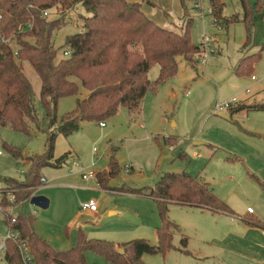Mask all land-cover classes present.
I'll return each instance as SVG.
<instances>
[{
	"label": "rangeland",
	"instance_id": "rangeland-1",
	"mask_svg": "<svg viewBox=\"0 0 264 264\" xmlns=\"http://www.w3.org/2000/svg\"><path fill=\"white\" fill-rule=\"evenodd\" d=\"M127 1L140 2L149 18L161 27L176 32H182L188 19H191L193 44L202 47L205 36L213 38L216 55L203 53L197 63H189L179 57L177 75L162 84L156 93L147 94L138 113L131 115L127 108L121 107L114 117L104 121V127L99 122L87 121L70 136H58L54 157L57 160L66 156V163L59 168L44 167L41 176L49 182L34 193L48 198L50 207L43 210L29 202L24 204L26 212H34L37 232L60 251L71 247L80 227L90 239H102L116 245L146 239L155 246L158 243L156 230L161 225L156 201L121 190L152 187L163 173L183 171L194 177L200 175L206 178L234 208L236 218H245L251 208L254 216L263 220L264 224V189L248 175L244 159L238 158L234 163L226 161L227 157L223 155L226 150L221 147L224 134L219 130L225 129L220 125L218 130L211 128L214 120H226L215 113L217 104L233 98L242 99L246 95L244 91L250 87L248 78H258L259 70H263L260 66H264V60L249 77L239 78L234 73L243 59L244 24L238 22L228 29L223 26L219 29L209 13L207 2L204 3L205 13L202 16L194 9L192 0ZM66 11L58 6L48 10L47 17H62L60 14ZM188 11L189 18L186 16ZM242 12L238 0L227 2V17L241 16ZM81 16H88L81 5L67 11L65 23L55 31L53 41L59 48L58 57H65L61 47H64L67 37L83 32ZM257 51L254 48L250 54ZM24 70L33 84L35 104L43 119L44 111L39 104L41 80L31 64L24 63ZM158 77L159 67L155 66L150 70L149 78L154 81ZM88 93L86 89H81L82 98ZM76 99L62 98L58 117L73 111ZM257 114L256 117L250 116L247 124L255 129H264V113ZM224 124L227 125V122ZM232 129L245 135L235 124ZM208 133L213 134L215 143L219 145L215 146L219 152L213 157L206 146L209 143L203 140ZM169 137L181 140V152L186 154V158L178 157L177 152L165 144ZM46 142L45 132L26 136L1 128L0 150L4 154L0 156V176L23 180L31 166L27 159H12L3 148V143L20 148L25 158H30L43 155L47 149ZM195 142L203 145H195ZM113 154L119 164V172L108 180L111 190L101 189L97 179L109 171ZM230 156L234 159L239 157L236 154ZM75 162L77 166H74ZM80 166L95 172L96 178L85 181L79 171ZM5 185L8 186L6 181ZM90 198L99 203L95 214L81 211V204ZM169 219L182 232L175 231L174 245L179 248L182 234H185L192 253L174 249L165 256L145 255L147 264H264V227L250 228L240 219L232 218H224L217 223L215 217L182 209L177 204L170 205ZM6 235L5 215L0 212V240ZM86 259L90 264H113L94 252H87Z\"/></svg>",
	"mask_w": 264,
	"mask_h": 264
},
{
	"label": "trees",
	"instance_id": "trees-1",
	"mask_svg": "<svg viewBox=\"0 0 264 264\" xmlns=\"http://www.w3.org/2000/svg\"><path fill=\"white\" fill-rule=\"evenodd\" d=\"M212 7L214 22L226 29L238 22L246 28V41L242 51L254 46L255 6L252 0H238L242 15L227 17L225 9L229 0H207ZM81 5L88 16H81L83 32L67 37L63 48L65 57H58L59 48L53 41L54 33L65 23L67 11ZM61 6L66 13L53 19L45 11ZM2 19L0 36L8 43L0 42V129L9 128L32 136L34 132H45L47 149L43 155L25 158L22 150L7 143L3 148L14 160H29L31 166L23 180L5 177L6 184L16 190V202L24 204L41 184L44 167L59 168L66 156L55 159L54 148L58 136L65 137L77 132L87 121L104 123L114 117L121 107L131 115L140 111L145 97L156 93L159 87L177 75L178 58L196 62L202 56L200 46L191 39L192 20L188 19L182 32L161 27L149 18L140 2L127 0H0ZM189 13V12H188ZM189 18V14H186ZM60 48V49H61ZM264 50V44L262 48ZM261 53L245 56L235 69L238 76L251 75L253 64ZM24 63H29L41 80L39 104L44 111L41 119L35 104L33 84L25 73ZM159 67V77L151 81L149 72ZM89 93L81 97V89ZM65 97H76L73 111L58 117L59 101ZM239 108L230 109V116ZM248 110H263L264 104L247 106ZM156 140H158L156 138ZM181 140L169 137L165 144L186 158L181 152ZM235 160H238L237 158ZM119 172L114 154L110 159L109 171L98 177L103 189L108 187L109 178ZM251 177L257 178L251 174ZM4 181V182H5ZM129 194L146 196L157 203L161 225L157 228V245L146 239L116 245L102 239H90L79 228L71 247L60 251L39 236L35 231V218L20 212L16 222L5 220V224L28 241L36 264H90L87 252L103 256L113 264H147L145 255L165 256L177 249L189 253L186 248L188 237L182 234L181 245L173 241L179 226L169 219L172 204L196 207L214 213L235 216V211L222 200L200 176L186 171L163 173L154 186L142 189L123 188ZM248 225L261 226L256 219L240 217ZM123 249L124 253H120ZM9 264H23L18 245L8 242Z\"/></svg>",
	"mask_w": 264,
	"mask_h": 264
},
{
	"label": "crops",
	"instance_id": "crops-1",
	"mask_svg": "<svg viewBox=\"0 0 264 264\" xmlns=\"http://www.w3.org/2000/svg\"><path fill=\"white\" fill-rule=\"evenodd\" d=\"M252 1H253L254 6H255L254 23H255V27H256L254 46L248 50L242 51V53H243V57L245 56L244 55L245 53H246V56L261 53L260 54L261 55L260 60L256 63V65L253 68L255 70L256 66L259 65V62H262L264 60V58H263L264 50L261 49L262 45L264 44V0H252ZM132 2H134V1H132ZM154 22H156V21H154ZM245 30H246V28H245ZM245 41H246V36H245V40H244L242 46L244 45ZM254 48H257L258 51L250 54V52ZM260 67L263 69V70H259L260 76L258 78H255V79H253L254 76L248 78L247 81H248L250 87L244 91L246 95L242 99H239V102L236 105H234L232 108V109H235V108L236 109L239 108V109L234 113V115L230 116V119L226 118L225 122L219 121L218 119L214 120L212 125H211V128L216 127L215 129H212V130H218L219 129L218 127L220 125L222 128L225 129V130H223V129H219V130L222 131L224 134L223 144L221 147H223L226 150L223 153L224 157H227L226 161L234 163L235 159L232 156H230V154L239 155V157H236V158L237 159L239 158L240 160L244 159V162L247 165V170H249L248 175L251 177V174H253L257 178V181H256V179H254L252 177L251 178L254 179L264 189V129H255L253 127H250L247 124V121L251 120L250 116L256 117L255 115H258L257 113H264V111L263 110H248V109H246L247 106L264 104V66H260ZM235 75H236V73H235ZM236 76L239 78L244 77V76H238V75H236ZM245 76L249 77V74L245 75ZM239 83H241V82H239ZM247 90H249V92H247ZM228 113H226V114H228ZM233 117H236L235 121L233 120ZM239 120H241V121H239ZM226 122H227V125L224 124ZM234 124L237 125V127L240 129V131L243 134L245 133V135H241L240 133L234 131L232 129V125H234ZM212 135H213L212 133H208V134L203 136V138H204L203 140L206 141L207 143H209L206 146H208V148L212 152L211 157H213L216 153L219 152V149L215 148V146H219V145L217 143H215V139H213ZM214 135H216V134H214ZM247 135H248V137H247ZM195 145H203V144L200 143V144H195ZM201 178L206 183H208L210 185V187L213 189V191L222 200L225 201L223 196L220 193H218V191L215 190L213 185L210 182H208L206 180V178H203V177H201ZM85 181H87V180H85ZM98 184H99V182H98ZM100 188L103 189L101 186H100ZM90 199H92V198H90ZM225 202L228 203L227 201H225ZM179 207H181L182 209H186V210L199 211L202 215H210L212 217H215V219L217 220V223L220 222L221 220H223L224 218L238 219L235 216H229V215L224 214V213H214V212L199 209L196 207H184V206H179ZM230 207L234 210V208L232 206H230ZM87 214H89V213H87ZM110 214L112 215L113 213L110 212ZM254 214H255V212L252 214L248 213L247 215H245L246 216L245 218H249L250 220L256 219L257 221H259L261 226L249 225V227L250 228H263L264 227V224L262 223L263 220L259 219L258 217H255ZM35 223H36V221H35ZM34 227H35L36 233L39 235L35 225H34ZM80 228L82 229V227H80ZM218 231H220V230H218ZM42 238L45 239L44 237H42ZM186 250L189 252L188 254L192 253L189 249V240H188V245H187Z\"/></svg>",
	"mask_w": 264,
	"mask_h": 264
},
{
	"label": "built area",
	"instance_id": "built-area-1",
	"mask_svg": "<svg viewBox=\"0 0 264 264\" xmlns=\"http://www.w3.org/2000/svg\"><path fill=\"white\" fill-rule=\"evenodd\" d=\"M193 2V7L194 9L197 10L198 13L202 14L204 16L205 9H204V3H210L207 0H192ZM209 13L212 14V7L210 5L209 7ZM45 16L48 15V10L45 11ZM2 19V11L0 9V21ZM215 26H218L220 29V26L217 25L214 22ZM0 42L1 43H8V40L5 39L4 37L0 36ZM214 42L215 39L210 38V37H204V40L202 42V51L203 53L207 55H216V50L214 49ZM67 56L68 53H65ZM255 79V77H253ZM249 92V90H247ZM239 102L237 98H233L232 100L226 101L222 104H217L215 113L217 114H222V113H227L231 108H233L234 105H236ZM101 126L104 127L105 124L101 123ZM3 151L0 150V156H3ZM74 166H77V163H74ZM79 171L82 174V177L84 180H90L93 178H96L97 174L91 170H87L83 167H79ZM5 177L0 176V212H3L5 215V220H11V223L16 222V217L20 212H24L25 214H30L34 215L30 212H26L24 210V207L21 204H18L16 202V190L10 188L9 186L5 185ZM4 180V181H3ZM49 181L45 177H41V184L35 189V192L38 191L39 189L44 188L46 184ZM36 196V194H33L32 197L28 200V202H31V199ZM99 203L95 199H90L87 202H84L81 204V211L84 213H97L99 210L98 207ZM5 208V210H4ZM248 213H253L252 209H248ZM240 219V218H238ZM9 241H14L18 245V250L19 254L21 257V260L23 264H36L34 257L32 256L30 249H29V244L28 241L25 239H21L19 233L13 231L11 227L7 226V235L4 237V239L0 240V264H9L8 263V258H7V247H8V242Z\"/></svg>",
	"mask_w": 264,
	"mask_h": 264
},
{
	"label": "water",
	"instance_id": "water-1",
	"mask_svg": "<svg viewBox=\"0 0 264 264\" xmlns=\"http://www.w3.org/2000/svg\"><path fill=\"white\" fill-rule=\"evenodd\" d=\"M186 14H188V12H186ZM220 116L227 118V119H230V115H228L226 113H222V114H220ZM195 144H200V143L195 142ZM30 203H31V205L38 207L40 209H43V210H46L50 207V200L44 196H34L31 199ZM120 253H124V250L121 249Z\"/></svg>",
	"mask_w": 264,
	"mask_h": 264
}]
</instances>
